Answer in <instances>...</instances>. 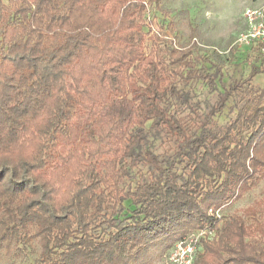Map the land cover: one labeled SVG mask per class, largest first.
<instances>
[{"label": "trees", "instance_id": "obj_1", "mask_svg": "<svg viewBox=\"0 0 264 264\" xmlns=\"http://www.w3.org/2000/svg\"><path fill=\"white\" fill-rule=\"evenodd\" d=\"M159 2L0 0V257L124 264L190 227L202 233L192 264H264L257 210L209 213L264 177V88L252 85L264 56L249 48L259 63L199 112L178 83L215 90L216 76L194 70V48L144 31ZM230 100L235 116L216 125ZM150 137L171 150L155 154Z\"/></svg>", "mask_w": 264, "mask_h": 264}, {"label": "rangeland", "instance_id": "obj_2", "mask_svg": "<svg viewBox=\"0 0 264 264\" xmlns=\"http://www.w3.org/2000/svg\"><path fill=\"white\" fill-rule=\"evenodd\" d=\"M262 3L264 0H160L157 8L149 5L146 16L151 24L144 31H149L150 36L158 35L164 38L158 46L162 48L166 45L164 41L170 40L174 48H194L191 55L194 70L216 76L215 90H211L203 81H192L187 85L178 83V92L186 94L190 103L197 105L199 112L206 113L217 101L218 93L228 88L233 81L246 78L251 66L259 63L256 52L248 47L236 45L235 41L244 31V10ZM150 47V39H147L146 51ZM252 85L264 88V72L253 78ZM170 103V111L189 122L192 116L190 110L175 99ZM233 103L234 101L230 100L224 111L215 117L216 125H224L235 116ZM149 141L157 155L172 148V143L164 138L150 137ZM125 206L128 209L127 218L131 216L132 208L128 203H125ZM246 208L257 210L258 218L264 222V177L219 210L209 213L219 218L232 213L240 214ZM185 231L179 227L168 230L167 234L145 246L139 254L135 255L136 249L128 251L130 253L123 263L175 264L170 262L169 257L175 252L178 244L181 241L187 244L199 240V234H202L190 227ZM179 237L182 238L181 241L178 240ZM33 258L34 256L30 255L24 264H31ZM0 264L17 263L0 257Z\"/></svg>", "mask_w": 264, "mask_h": 264}, {"label": "built area", "instance_id": "obj_3", "mask_svg": "<svg viewBox=\"0 0 264 264\" xmlns=\"http://www.w3.org/2000/svg\"><path fill=\"white\" fill-rule=\"evenodd\" d=\"M244 31L237 37L235 44L248 48L257 47L264 56V3L248 7L243 12ZM202 234H199V237ZM198 240L185 244L180 242L169 257L175 264H192Z\"/></svg>", "mask_w": 264, "mask_h": 264}]
</instances>
